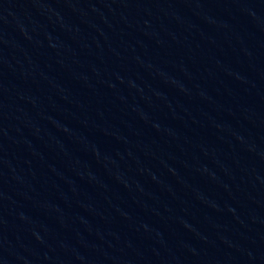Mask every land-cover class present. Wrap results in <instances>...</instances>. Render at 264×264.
<instances>
[{"label":"water","instance_id":"obj_1","mask_svg":"<svg viewBox=\"0 0 264 264\" xmlns=\"http://www.w3.org/2000/svg\"><path fill=\"white\" fill-rule=\"evenodd\" d=\"M0 264H264V0H0Z\"/></svg>","mask_w":264,"mask_h":264}]
</instances>
